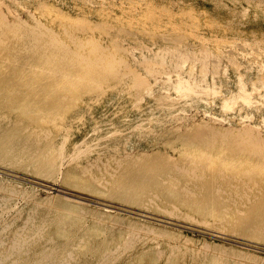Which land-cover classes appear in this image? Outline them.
I'll return each mask as SVG.
<instances>
[{
	"label": "bare ground",
	"instance_id": "6f19581e",
	"mask_svg": "<svg viewBox=\"0 0 264 264\" xmlns=\"http://www.w3.org/2000/svg\"><path fill=\"white\" fill-rule=\"evenodd\" d=\"M14 1L18 3L17 0ZM39 1L40 3L39 5L36 6L37 7L36 9L34 8L32 9L31 7L30 8L25 7L23 9L21 8V6L18 5L12 6L4 2L0 3V171L45 186H50L48 183H52V182L49 178H51V174L56 167L57 159H59L58 154L60 155L58 148L59 133H62L67 130H71L73 128L84 129L85 132H89L91 130V127H93V125L97 122L94 121V119H92V117L97 114L96 111L102 110L107 104L110 103L111 101L110 99H112V97L114 96V93L111 92L114 89V86L112 83H111L112 85L110 84V81H121L122 78L125 77V76L122 77L119 74L120 73L119 69L116 70L115 67H113L114 65L111 64V63L115 64L113 61H115L116 59H114L111 63H109L108 60L105 61L107 62V64L112 65L113 68L110 65H107L106 63H104V65L106 64L107 66H109V69L107 66H106L107 68L99 67V65L103 66V64L101 63H103L104 61L103 60L100 61V60L104 59L103 55L105 56V54H102V52L99 51L100 48L101 50L103 49L102 48L103 46L100 47L102 43L100 45L99 43L98 45H95L97 50L96 49L94 50L95 53L93 54L94 55L93 58V57H88L90 55V54L88 55L89 52L87 53L88 56H86L84 54V50L81 51L84 48L83 46L84 42L82 40L86 39V35L94 34L101 30H104L107 33V35L113 38L111 39L114 41V44H116L117 41L120 42L121 44H125V41L127 40L140 39L141 36L153 32L154 31L153 29L165 26V24H167V21L161 15L158 14L155 15L154 13L156 12L153 13L154 16L152 17H149L148 15L149 18L147 19L146 18L147 15L143 11L144 9L141 6H139L140 5L139 1L142 0H108V2H106L105 5L101 3H97L95 1L88 2L86 4L66 3V1H62V0L58 3H54V2L51 3L48 0H38V2ZM185 27L180 25L177 26L175 25L174 27H167V30L164 32L165 34L164 36L165 37L168 35L172 36V34L183 32L185 31ZM64 34H66L68 37L73 36L71 38L76 39L75 42V46L77 48L76 50L73 51V49L67 43H65L62 37V35ZM166 38H163L162 36V39L166 40ZM182 38L183 36L181 37V39ZM74 40L72 44H74ZM170 40L171 39H168L167 41ZM86 41H87L86 43L89 42L88 40ZM173 41L175 40L173 39ZM178 41L181 42L182 40L178 39ZM255 41H259V40H255ZM92 43L94 44V41L90 42V44ZM178 44L176 45L172 43L165 44L164 48L171 50V52L174 51L178 53L180 59L189 56L192 58V56L195 54V50L188 47L179 46ZM237 44L238 46H242L243 48L247 46V43L240 42ZM89 46L85 45V47L87 48ZM95 46L93 48H95ZM116 46L118 49L120 48L118 47V45ZM108 48H109L108 46L105 47V49ZM117 48L116 49L111 48V49L112 51L116 50L118 52L124 49L121 47L122 49L120 48L118 50ZM255 48L264 50V45L259 44V46L256 45ZM91 51L92 50L90 49V52ZM201 53L203 54V58L205 60L206 65H208L209 62L210 63L212 62L214 65L218 64L217 60L212 59V56L209 51L201 49ZM112 56L111 59H113ZM120 56L122 55L120 54ZM230 56H231V60L237 62L245 61L246 59H250L254 61L257 60V58L255 59L253 56L250 55L249 52H244L242 51V49L233 52L232 54H230ZM77 57H83V58L81 60L80 58L77 60ZM118 59H120L119 56ZM151 64H152L151 61L148 60L145 61L144 65H146L147 68H150ZM154 64L156 65L157 63ZM125 65L127 66V64ZM157 66H159V64L156 65V67ZM116 68H120V66ZM177 73L178 72L176 73L173 72V74H177ZM213 73H215V71ZM165 75L166 74L164 72V76ZM214 75L216 76L217 73ZM177 76H179V74ZM133 77H135L133 79L136 80L135 83L137 84H140L139 81L141 82L143 81L138 73L135 74ZM182 80L189 82V80L185 78H183ZM183 81L181 82L183 83ZM192 83H194V81ZM180 85H184V83ZM193 85L187 86L188 91L190 88H192ZM196 85H197V90H199L198 85L202 88V90L208 87L207 85L205 88H203L201 84H197V83ZM253 88H255V86ZM213 89L214 86L209 90L213 91ZM192 90L194 89L192 88L189 92H191ZM258 90H260V88ZM177 91H179V89ZM181 91L185 92L186 90H183L182 88ZM242 91L241 93H243ZM197 92L196 91L193 92L192 93L194 94L193 96L198 95L199 93ZM147 93L149 94V92ZM178 93H180V91ZM241 93L240 96L242 95ZM207 94L208 93L206 91V95ZM247 95H250L248 94V90L246 96ZM246 96L240 97L241 100L243 101L244 100L243 98H246ZM247 97L250 98L251 96H247ZM181 99L179 100L181 101ZM226 101L227 99L223 101L224 102L223 104H225ZM232 101L233 104L234 103L236 104V100H232ZM248 101L250 100L247 98V100L245 99L244 102L245 103L247 102V104H249ZM257 102L258 100L256 101V104H258ZM261 102L260 104H262ZM249 105L251 106L253 104L251 103ZM176 106L167 93L161 94L159 106H157V108L160 112H163L164 115L162 116V119H160V121L157 123L158 128L153 127L149 132L143 135L142 140L158 141L160 144L167 145L172 150L179 149L180 151L185 152L184 156L187 153L186 151H188L190 155L183 160L182 163L183 166L180 167L175 159L173 160L171 159V157L168 158L167 156H164L161 153V151L154 150L152 154H149V152L141 149L140 150L141 152L139 154L129 153L127 154V156L123 155V158L124 156H126L129 158V160H132L131 163H133L132 167L135 168L136 170L135 172L133 173L124 172L121 176V181L119 180L120 178L119 177L118 178L119 182H114L111 184L109 182L108 183V185H110L109 187H106L105 186L106 184L101 185L92 182L93 184L90 183L91 184L90 185L88 183L89 185L85 188L86 190L84 189L85 191H87L86 194L99 198L100 200H95L98 203L122 208L130 212H134L139 215L151 217V218L162 219L153 215V214H159L153 211V209L155 208L161 209L163 211H165L164 208L169 210L170 213H168V211L167 213L170 216H166V215L164 216L166 218L173 220L182 221L181 219L176 218L178 216V215L176 216V212H182L183 216L188 218V220H193L191 222L194 221H197V223L199 222L202 227H205L213 231L212 234L216 236L223 237L226 239H231L251 246H258L257 244L264 245V141H263L264 138H261L260 136L259 137L256 136L257 134H260L258 132L256 135H254L253 134L254 132L252 131L253 129L250 131V129L248 128L245 129L243 128L246 131L239 133L238 132L239 128L236 129L237 130L236 132L233 130V128L232 130L226 128L228 126H224L221 128L217 126L215 122L212 123L211 117L213 116L207 112L206 113L205 112L196 113L193 111L188 112ZM228 107L231 108V106ZM156 110H157L156 108H150V107L135 109L131 118L146 120L147 115L145 114H149L150 117L154 116L153 114L157 112ZM204 116H207V118L205 119ZM113 118L111 122L115 124L120 121L126 120L127 116L125 115L120 116L118 122L115 121L116 119L113 120ZM87 121L89 122L86 125ZM53 129L55 130V132L53 131ZM237 132L238 134H235ZM117 134L118 133H116V135ZM90 146L91 145L89 143V147ZM82 147L83 146H81V148ZM245 153H247V155H250V157H253L255 164H251V163H250L251 165H247L248 163L246 165L238 164V162L241 161L238 158L242 154L244 155ZM67 154H65V156ZM247 155L245 154L246 158ZM114 158L112 157L111 159ZM95 160H97V158ZM98 161H100V159H98ZM118 162H117V166L119 165ZM141 162H146L147 165H143L141 164ZM218 162L221 164L219 165ZM95 163H97V161ZM148 163H154V165L152 166H154L156 170L155 171L146 170L145 168H147L150 165ZM224 163L225 166L223 168L222 165H224ZM19 164H26L31 169H34L39 172L37 175L30 173L28 174L24 172L22 173L18 170H15L17 168L14 169L11 167V166H17ZM67 164L71 165V162ZM89 164L91 165V163ZM92 164L95 165V167L98 166V164L97 165L94 163ZM93 165H91L92 168L94 167ZM111 165L113 164L111 163ZM184 165L190 166L192 171H194L193 169H195L196 171L198 170L201 171L202 173H199L198 178L196 179L195 177L194 179L196 180L193 179L194 180L193 182L186 183L187 181L184 182L183 178H185L184 177L185 175L189 176L188 174L191 173L192 171L187 173L188 172L187 170L189 168L186 169ZM107 166L110 165L108 164ZM163 166L166 167L167 170H162V173H158L160 168L161 169L164 168ZM66 167H68V165ZM90 168L91 167L88 166V169ZM97 168H99V166L96 167V169ZM112 169L114 168H111L110 171ZM117 169L114 170L117 171ZM83 170L84 168L79 171L81 172ZM104 170L105 172H107L106 169ZM91 172L92 171L90 170L89 173ZM96 172H98V169ZM68 174L70 175V171L69 173H67V175ZM130 174L135 176V178L131 179ZM111 175L113 176L114 174H110V176ZM45 176H47V178H45ZM89 177L93 179L92 176ZM65 178L64 180H66ZM94 178L97 177L95 176ZM101 178L103 179L105 177L102 176ZM192 178L193 177L191 176L190 179ZM40 180L43 182H40ZM84 180L86 181L85 178ZM94 180L95 179H93V181ZM112 180L113 179L111 178V182ZM156 181L159 182V185L165 184L166 188L164 190H161L162 194L160 196L157 195L155 196L153 194L157 198H154L153 195L152 197L147 196L146 198L145 195L142 194V192H144L145 189L146 190L150 189V186L151 187L155 186ZM87 182L88 181H86V183ZM63 183L64 185H62L61 188H68L66 187L65 182ZM7 188H9V186ZM68 189H60V190L79 198L82 197L86 198L81 194L70 192V190L68 191ZM6 190L7 189H5V191ZM8 191L10 192V190ZM14 191L15 190L13 188V193ZM106 191L109 192V194L120 193L123 196V200L125 201L117 202L112 200L113 198L110 199V195ZM153 191L157 192L156 190ZM9 192L8 193L5 192V193L9 195ZM79 192L85 193L83 191H79ZM10 193L13 195L12 192ZM11 194L8 197L0 196V208L2 206L5 207L7 201L11 198L10 196H12ZM16 194L14 193V197ZM49 201L50 200H48V202ZM126 201L127 202L129 201L131 204H136V205L127 204L125 203ZM69 202L70 203L67 202L66 204L63 203V206H65L66 208L67 207L70 208L72 202L71 201ZM75 202L80 203L79 201H75ZM111 202L119 203L122 206L112 204ZM49 203L47 204V206L49 205ZM138 204H141L143 208L137 207ZM39 205L40 204H38V206ZM44 205L45 204H43V206ZM124 206H129L135 208L136 210L124 208ZM72 209H74V207H72ZM50 210L47 213H50ZM63 212H65V214L67 213V211H63ZM69 212L71 213L70 210ZM23 213H24L23 208L22 207L19 208L14 218L7 221L1 227L0 264H52L53 257L56 256H59V261L57 262L58 264H61L62 261H66V262L68 261L69 263L70 259L72 261L74 260L72 259L73 253L67 250L69 246L71 245L73 246L74 244H69L67 242L65 244L63 243V245H54L56 237L52 235L48 236V232H49L48 229L50 227V224L53 223V218L50 217L49 214H45V215L39 214L37 212V203H33L32 207H30L29 211L27 212L26 218L23 219L24 220L23 224L12 230L11 227L13 226L15 219L19 218ZM171 213L172 215L173 213H175L174 217H171L172 216ZM72 214H74L73 211ZM100 215L101 214H99V217ZM184 217L182 219H186ZM162 220L167 222H172V220H167V219H162ZM78 221L80 222V220ZM62 222L63 221L58 222L56 224L57 225L56 234L59 236H68L69 229ZM71 222L73 221L71 220ZM185 222L191 223L189 221H185ZM132 234H133L132 236L135 237L134 236L135 232H133ZM59 236H57V238ZM81 242H83L82 239ZM87 243L88 242H86V244ZM125 245H127V243ZM130 245L128 244L129 247ZM116 247L118 248V245ZM71 248L73 249L74 247ZM121 248L124 249L123 247ZM107 249H108V245H107ZM101 253H103V251ZM112 253H116V252L114 251ZM108 255L105 257H108ZM115 257L117 258V256ZM101 262L102 261H100V264Z\"/></svg>",
	"mask_w": 264,
	"mask_h": 264
},
{
	"label": "rangeland",
	"instance_id": "374dc122",
	"mask_svg": "<svg viewBox=\"0 0 264 264\" xmlns=\"http://www.w3.org/2000/svg\"><path fill=\"white\" fill-rule=\"evenodd\" d=\"M17 1L18 3L14 0H0V3L4 2L12 6L18 5L21 6V8L23 9L25 7L28 8L31 7L32 9L33 8L36 9L37 8L36 6L39 5L40 3V1L38 2V0H17ZM48 1L51 3L53 2L58 3L61 0H48ZM62 1H66V3H81V4H86L88 2L95 1L97 3H101L104 5L106 4V2H108V0H62ZM142 1H139L140 2L139 6H141L144 9L143 11L147 15L146 17L147 19L149 17L154 16V14L155 15L158 14L161 15L164 19H166L167 24H165V26L153 29L154 30L153 32L141 36L140 39L127 40L125 41V44H121L118 41L116 42V44H114V41L112 40L113 38L107 35V33L104 30H101L94 34L86 35V39L82 40L84 42L83 44L84 48L81 51L84 50V54L86 56L90 54L88 57L94 58L93 55L95 53L94 50L95 49L97 50L95 45H98V43L100 45L102 43L100 47L103 46L102 47L103 49L101 50L100 48L99 51H101L102 54H105V56L103 55L104 59L100 60V61L102 60L104 61L103 63H101L103 64V66L99 65V67L105 68L107 65H110L107 64V62L105 61L108 60V62L111 63L114 59H116L115 61H113L115 64L113 63L111 64L114 65L113 67H115L116 70L119 69L120 72L119 74L122 77L123 76L125 77H123L121 81H110V84L112 83L114 86V89L111 91L114 93V96L112 97V99H110L111 100L110 103L107 104L102 110L96 111L97 114L94 115L92 119H94V121L97 122L93 125V127H91V130L89 132H85L84 129L73 128L71 130H67L62 133H59L58 148L60 155L58 154V158L60 160L57 159L56 167L51 174V178H49L52 182V183H48L50 186H45L0 171V196L8 197L11 194L10 192L13 193V188L17 192L16 194V192L14 191V193L17 196L15 195L14 197V193L13 195L11 194L12 196L10 197L12 199L9 197L10 199L7 201L5 207L2 206L0 208V230L2 225L5 224L10 219L14 218V216L17 214L18 209L22 207L24 213L19 218L15 219L14 224L11 228L12 230H14L18 226H21L24 221L23 219L26 218L27 212L29 211L30 207H32L33 203H37V212L39 214L42 215L49 214L50 217L53 218V223L50 224V227L48 229L49 231L48 236L52 235L56 237L54 245H63V243L65 244L67 242L69 244H74L73 246L71 245L67 248V250L73 253L72 259L74 260L72 261L70 259L69 263L68 261L67 262L62 261L61 264H98V263L100 264V261H102L101 264H264L263 244L256 243L258 246H251L231 239H226L223 237L216 236L212 234L213 231L205 227H202L199 222L198 223L197 221L191 222L193 220H188V218L183 216L182 212H176V216L177 215L178 216L177 217L175 216L177 219L182 220L180 221V220H173L166 218L164 215L170 216L168 214L170 212L165 208H164L165 211L158 208L153 209V211L159 213V214H153L154 216H157L162 219L172 220V222H167L162 219L146 217L122 208L98 203L95 200H100L99 198L86 194L87 191H85L86 190L85 188L90 183L93 184L92 182L101 185L106 184L105 186L109 187L110 186L108 185L109 182L111 184L114 182H119V180L121 181V176L124 172H129V173L135 172L136 171L135 168L132 167L133 165V163H131L132 160H129V158L126 156L129 153L139 154L141 152L140 151L141 149L149 152V154H152L154 150L161 151V153L164 156H167L168 158L171 157V159L173 160L175 159L180 167L183 166L182 164L183 160L190 155L188 151H186L187 153L184 156L185 152L180 151L179 149L172 150L167 145L160 144L158 141L142 140L143 135L149 132L153 127L158 128L157 123L160 121V119H162L164 113L160 112L157 106H159L161 94L164 93L168 94L170 99L174 102L175 106L178 104L176 107H180L188 112L193 111L196 113H204V112L209 113L210 115L213 116L211 117L212 123L215 122L216 125L221 128L224 126H228L226 128H228L229 130H232L233 128L235 132L237 131L236 129L239 128L240 130V131L238 130L239 133L243 131L245 132L246 131L244 130L245 128L250 129V131L253 129L252 131L254 132L253 133L254 135H256L258 132L260 134H257L256 136L258 137L260 136L261 138H264V50L255 48L256 45L257 46H259V44L264 45V0H142ZM148 13H150L151 15ZM175 25L176 26L180 25L183 27L186 26L185 31L172 34V36L168 35L166 36L167 37L166 38L164 36L165 35L164 32L167 30V27H174ZM180 35L181 37L183 36L182 39ZM162 36L163 38H166V40L162 39ZM62 37L65 43H67L73 49V51L77 49L75 46L76 39L71 38L73 36L68 37L66 34H64L62 35ZM168 39L171 40L167 41ZM173 39L175 41H173ZM178 39L182 41L180 42L178 41ZM73 40H74V44H72ZM86 40L89 41L88 42L89 44L86 43L87 42ZM90 40L92 42L94 41V44L92 43L93 45L90 44L91 42ZM255 40H259L260 42ZM240 42L247 43V46H245L244 48L242 46H238L237 43ZM169 43H172L174 45L179 43L178 44L179 46L194 49L195 54L192 56V58L189 56L183 58L184 60L180 59L178 53L174 51L171 52V50L164 48V45ZM85 45L87 46L91 45V46L87 48L85 47ZM116 45L126 50L121 48L122 49L120 50L121 52L120 51L118 52L116 50L112 51V49L117 48ZM94 46L95 48H93ZM107 46L109 47L108 48L109 50L105 49V47ZM90 49L92 50L91 51L92 53L90 52ZM201 49L209 51L212 56V59L217 60L218 64L214 65L212 62L211 63L209 62L208 65H206L205 60L203 58V54L201 53ZM239 49H242V51L244 52H249L250 55L253 56L255 59L257 58V60L254 61V60L246 59L247 61L245 60L238 62L231 60L230 54H232L233 52ZM109 54H112L113 56ZM120 54L122 56H120ZM111 56L113 59H111ZM118 56L120 59H118ZM79 58L81 60L83 57H77V60ZM122 58L126 61V63ZM121 60L122 62L123 61L124 62L122 63ZM148 60H150L152 63L150 68H147L146 65H144L145 61ZM104 63H106L107 65L106 64L104 65ZM154 63H157L156 65L159 64V66L156 67ZM125 64H127V66ZM112 65L110 66L112 67ZM119 66L120 68H116ZM107 67L109 69V66ZM212 71L213 72L215 71V73H213ZM164 72L166 74L165 76H164ZM173 72L174 73L178 72V73L173 74ZM137 73L141 76V79L143 80L142 82L139 81L140 84L135 83L136 80L133 79L135 78L133 76ZM216 73L217 75L215 76L214 74ZM178 74L180 78L179 76H177ZM183 78L189 80V82L183 81L182 80ZM181 81H183L184 85H180L183 84ZM191 81L192 82L194 81L195 84L192 83ZM185 82L187 84L189 83L190 84L187 85ZM196 83L201 84L203 88H205L208 85L209 88L206 87V89L202 90V88L198 85L199 90H197ZM193 84L195 85V87ZM191 85H193L192 88L194 90L196 89L195 90L196 92L199 91L197 93H199L200 95L198 94L193 96L194 94L192 93L195 91L192 90L193 92L192 91L189 92L192 89L190 87L188 91L187 86H191ZM213 86H214L213 89L214 92L211 91L212 89L209 90L210 88H213ZM254 86L256 89L260 88V90L258 89L256 90L255 88H253ZM182 88L183 90H186L188 92L181 91ZM178 89L180 93H178L179 92L177 91ZM219 89L221 90V92ZM204 90L207 91L208 93L207 95H206V91ZM247 90H248V94H250L247 96H251L250 97L251 99L246 96ZM201 91H203L204 93ZM241 91L243 93H241ZM147 92H149V94ZM240 93L244 97L246 96V98H243L244 99L243 101L240 98L243 97L242 95L240 96ZM230 98L231 99L233 98L232 100H236V104L234 103L235 105L233 104V101ZM247 98L250 100L248 101L249 104L252 103L253 105L250 106L249 104H247V102L246 103L244 102L245 99L247 100ZM179 99H181V101ZM226 99L227 101L228 100L229 101L228 102L226 101L227 104L226 103L223 104L224 103L223 101H225ZM257 100H258L257 102L258 104H256ZM260 102L262 104H260ZM228 106H231V108ZM143 107L156 108L157 112L153 114L154 116H151L152 118L149 116V114H145L147 115L146 120L136 119V118L132 119L131 116L133 115L134 110ZM124 115L127 116L126 120L118 122L120 116H124ZM112 118L113 120L116 119L115 121H117L118 123L115 124L112 123L111 122ZM204 118L206 119L207 116H204ZM88 122L89 121L86 122V125L88 124ZM53 131L55 132L54 129ZM238 132L235 134H238ZM116 133L118 134L116 135ZM89 143L91 145L90 147H89ZM81 146L83 147L81 148ZM72 153L74 156L72 155ZM84 153L86 154V156ZM65 154L67 155L65 156ZM245 154L247 155V153ZM245 154L244 155L242 154L238 158L241 160L240 162H238V164H243V165L244 164L246 165L247 163H248L247 165L255 164L253 157L247 155L246 158ZM123 155L126 156H124L123 158ZM95 157L97 158V160H95L96 159ZM109 157L111 158L115 157V158L111 159ZM177 157L179 160L177 159ZM98 159H100L102 164L100 163V161H98ZM96 161L97 163H95ZM70 162L71 165L67 164ZM106 162L110 166H107L108 164ZM117 162L119 164L118 166H117ZM123 162L126 164H124ZM89 163H91V165H93L92 163L96 165L98 164L100 168V169L97 168L98 172H96L97 171L96 167L98 166L95 167V165H93L94 167L92 168V166ZM111 163L113 165H111ZM225 163L224 165H222L223 168L225 166ZM141 164L147 165L146 162H141ZM148 164L150 165L147 168H145L146 170L148 171L156 170L154 166H152L154 165V163H148ZM218 164L220 165L221 163L218 162ZM67 165L68 167H66ZM88 166H90L91 168L88 169ZM11 167L14 169L17 168L15 170H18L22 173L24 172L28 174L30 173L37 175L39 172L34 169H31L26 164H19L17 166H11ZM82 167L84 168V170L80 172L79 170H82L83 169ZM184 167H186V169L189 168L187 170L188 172L186 171L187 173L192 171L190 166L184 165ZM103 168L106 169L107 172H105ZM111 168L114 169L118 168V169L117 171H115L114 169L110 171ZM68 169L70 171V175L69 174L67 175V173H69ZM90 170L92 171L91 173H89ZM162 170H167V168L166 167L162 169L160 168L158 173H162ZM193 170L194 171L188 174L189 176L187 175L184 176L185 177L183 178L184 182L186 181H187L186 183L193 182L198 178V174L202 173L201 171L198 170L196 171L195 169ZM64 172L66 173L67 176L65 175ZM99 172L101 173V175ZM108 172L114 175L110 176ZM194 172L197 175H195ZM93 173L97 178H94L95 176ZM107 173L109 174V176ZM89 176H92L93 179L95 180L93 181V179ZM102 176L105 178L102 179L101 178ZM191 176L193 177L192 179H190ZM83 177L86 179V181H88L87 183ZM195 177L196 179H194ZM45 178H47V176H45ZM64 178L68 182L64 180ZM111 178L113 179L112 182H111ZM130 178L131 179L135 178V176L130 174ZM100 181L102 182L104 181V182L102 183ZM40 182L43 181L40 180ZM63 182H65L66 187L71 188L72 190L68 188H61L62 185H64ZM78 182L81 184V186ZM8 186L9 188H7ZM155 186L153 187L150 186V189L147 190L145 189V191L142 192V194L145 195L146 198L147 196L152 197L153 194L155 196L156 195L160 196L162 194L161 190H164L166 188L165 184L159 185L158 181H156ZM4 188L7 190L5 191ZM60 189H68V191L70 190V192L81 194L86 198L76 197L74 195L63 192ZM8 190H10V192ZM153 190H156L157 192ZM79 191H83L85 193H81ZM149 191L151 192V194ZM5 192L6 193L9 192V195L6 194ZM107 193L109 194V192ZM109 195H110V199L113 198L112 200L114 201L117 202L125 201L123 200V196L120 193L109 194ZM154 195L153 197L157 198ZM48 200H50L49 202L51 203H49ZM69 201L72 202L70 208L69 207L66 208L65 206H63V203L64 204H66L67 202L70 203ZM75 201H79L80 203H76ZM48 203L50 206L49 205L47 206ZM111 203L118 206H122L119 203H115V202H111ZM125 203L130 205H136V204H131L129 201L128 202L126 201ZM38 204H40L39 205L40 207L38 206ZM43 204L45 205L43 206ZM138 205L137 207L143 208L141 204ZM72 207H74V209H72ZM124 208L136 210L135 208L129 206H124ZM48 209L49 210L51 209L50 213H47L49 211ZM68 209L71 211V213L69 212ZM62 210L67 211L68 215L67 213L65 214V212H63ZM72 211L74 214H72ZM99 214H101L100 217ZM78 215L82 219H80ZM174 215L175 213H173L171 217H174ZM183 217L186 219H182ZM71 220L73 222H71ZM78 220H80V222ZM61 221H63L62 223L69 229L68 236H59L56 234V228H57L56 224ZM185 221H189L191 223H186ZM69 222H71L72 224ZM131 226L135 228H132ZM133 232H135L134 234L135 237L132 236ZM57 236L59 237L57 238ZM81 239L83 242H81ZM86 242L88 243L86 244ZM126 243L127 245H125ZM128 244L129 245L131 244L130 247L128 246ZM107 245H108V249H107ZM117 245L118 248L116 247ZM71 247H74L73 248L74 250ZM121 247H123L124 249H122ZM112 250H114L116 253H112L114 252ZM102 251L103 253H101ZM107 255L108 257H105ZM115 256H117V258ZM58 261H59V256L53 257L52 264H58L57 263Z\"/></svg>",
	"mask_w": 264,
	"mask_h": 264
}]
</instances>
